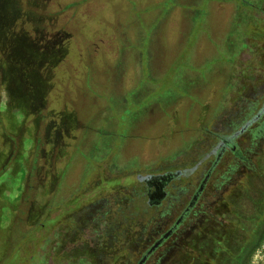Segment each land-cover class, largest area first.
I'll return each mask as SVG.
<instances>
[{
	"label": "rangeland",
	"instance_id": "1",
	"mask_svg": "<svg viewBox=\"0 0 264 264\" xmlns=\"http://www.w3.org/2000/svg\"><path fill=\"white\" fill-rule=\"evenodd\" d=\"M263 105L264 0H0V264H139Z\"/></svg>",
	"mask_w": 264,
	"mask_h": 264
},
{
	"label": "trees",
	"instance_id": "2",
	"mask_svg": "<svg viewBox=\"0 0 264 264\" xmlns=\"http://www.w3.org/2000/svg\"><path fill=\"white\" fill-rule=\"evenodd\" d=\"M252 138L250 152L255 150L253 131ZM226 145L238 161L222 164L218 160L212 169L223 168L214 184L221 192L212 203L215 213L221 215L215 220V233L210 232L211 204L201 203L207 197L204 189L196 193L144 264H249L250 254L264 240V155L252 163L247 154L232 148L237 144Z\"/></svg>",
	"mask_w": 264,
	"mask_h": 264
},
{
	"label": "flooded vegetation",
	"instance_id": "3",
	"mask_svg": "<svg viewBox=\"0 0 264 264\" xmlns=\"http://www.w3.org/2000/svg\"><path fill=\"white\" fill-rule=\"evenodd\" d=\"M251 126L253 128V133H254V145L258 148L257 150H259V152L256 153V155H258V158H259L261 155H264V105L258 107L257 112L253 118L252 124L247 125V128L248 127L250 128ZM223 140L224 141H222V144L224 145V148H225V147H227L226 144H229V141L227 139H223ZM232 148H235V146H233ZM239 153L240 152L238 151L237 154H239ZM242 155H243V153H242ZM210 174H211V171L209 172V175ZM171 178H172L171 173L167 172V173H162V174H158V175H152V176H150L149 179L146 180V182L148 184L147 195L150 197L151 203H154V202L159 203L160 200L167 197L168 191L166 190V185H167V182ZM211 210H213V211H212V215H211L212 218L210 221V226H211L210 232H211V234H213V233H215L213 230L214 226H216L215 220L220 219L221 215L215 213L216 210H215V206H213V204H211ZM222 221H224V220H222ZM255 252L250 254L249 258H252L253 254Z\"/></svg>",
	"mask_w": 264,
	"mask_h": 264
},
{
	"label": "water",
	"instance_id": "4",
	"mask_svg": "<svg viewBox=\"0 0 264 264\" xmlns=\"http://www.w3.org/2000/svg\"><path fill=\"white\" fill-rule=\"evenodd\" d=\"M169 235V234H168ZM168 235H166V236H168ZM165 236V237H166ZM163 240H164V238H161L159 241H157L156 243H155V245L149 250V252L144 256V258L140 261V263L139 264H144L145 262H146V260H147V258H148V256L158 247V246H160L161 244H162V242H163Z\"/></svg>",
	"mask_w": 264,
	"mask_h": 264
}]
</instances>
